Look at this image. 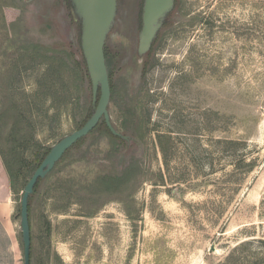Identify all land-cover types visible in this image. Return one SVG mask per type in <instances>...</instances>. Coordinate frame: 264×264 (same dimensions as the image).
<instances>
[{"label": "rangeland", "instance_id": "1", "mask_svg": "<svg viewBox=\"0 0 264 264\" xmlns=\"http://www.w3.org/2000/svg\"><path fill=\"white\" fill-rule=\"evenodd\" d=\"M69 1L0 0L3 136L18 123L52 147L92 106L88 77L59 115L38 83L53 56L82 59ZM143 5L118 0L105 46L109 111L129 140L101 127L42 180L31 264H264V0H176L141 57ZM23 184L11 186L16 264Z\"/></svg>", "mask_w": 264, "mask_h": 264}, {"label": "water", "instance_id": "2", "mask_svg": "<svg viewBox=\"0 0 264 264\" xmlns=\"http://www.w3.org/2000/svg\"><path fill=\"white\" fill-rule=\"evenodd\" d=\"M74 16L81 27V51L92 84L93 112L88 120L72 133L56 142L26 184L21 199V229L24 264H31L32 233L29 198L39 179H44L79 140L89 135L105 120L111 132L125 140L129 136L119 132L109 111L112 88L106 62L105 46L115 25L118 0H70ZM176 0H144L142 26L139 33L138 54H148L164 23L175 7Z\"/></svg>", "mask_w": 264, "mask_h": 264}, {"label": "trees", "instance_id": "3", "mask_svg": "<svg viewBox=\"0 0 264 264\" xmlns=\"http://www.w3.org/2000/svg\"><path fill=\"white\" fill-rule=\"evenodd\" d=\"M68 6L72 10V5L70 1L68 2ZM81 55H82V59L80 62H76L75 67L69 66V63L66 57L63 58V57L53 56L51 58V63L48 65L47 68H45V70L42 72L38 80V83L40 85L39 87L42 88L41 91L44 94L46 93L43 90L44 88L50 89V92H49L50 95L48 97L53 98V105L57 106V108L59 109V111H57L55 115L60 114V108H61V106H58L57 104V99L58 98L60 99V97L63 94L64 95L66 94V96L70 99L67 100L65 96V101L63 103V106L67 107L70 103H72L74 100H76L79 97L78 81L82 77L90 78L82 52H81ZM38 93L41 99L48 98L46 96L44 97L41 96L40 92ZM92 112H93V107L91 106V108H89L88 114L86 115L84 120H82V123H80L78 128H80L88 120ZM101 127H104L112 138L117 139L119 141H126L125 139L114 135L111 132V130L108 128L104 119L100 121L98 126L92 132H94L95 130ZM84 138L79 140L71 148L81 143ZM31 149H33V151ZM50 149L51 147L49 146L45 147L41 143H39V141L33 137L32 132H27L24 129V127L19 126L18 123L14 124L11 127L10 132L7 135L3 136L1 129H0V155L8 171L12 187L16 185L17 181L22 179L24 182L23 184V189H24L29 179L33 175L34 171L41 164V162L43 161L47 153L50 151ZM70 149L66 151L63 157L67 154V152ZM29 150H31L33 154V160L30 163L27 162L25 159L26 158L25 154ZM63 157L57 162L56 165H58V163L63 159ZM126 177H127L126 174H121L120 176L111 175L109 176L108 181L112 180L111 182H114V184H123L126 180ZM42 180L43 179L38 180L34 188V192L36 191V189L38 188ZM106 186L108 185L106 184ZM34 192L30 195V198H29L30 216L32 212V198H33ZM32 247H31V257H32V251H33ZM230 258L231 257L229 256L228 259Z\"/></svg>", "mask_w": 264, "mask_h": 264}, {"label": "crops", "instance_id": "4", "mask_svg": "<svg viewBox=\"0 0 264 264\" xmlns=\"http://www.w3.org/2000/svg\"><path fill=\"white\" fill-rule=\"evenodd\" d=\"M11 180L0 155V264H16L14 242L9 228Z\"/></svg>", "mask_w": 264, "mask_h": 264}]
</instances>
